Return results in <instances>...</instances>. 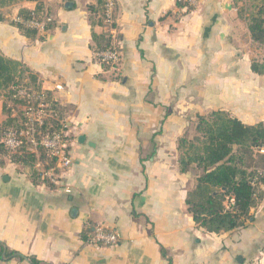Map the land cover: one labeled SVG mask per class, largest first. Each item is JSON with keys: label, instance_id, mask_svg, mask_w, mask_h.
<instances>
[{"label": "crops", "instance_id": "crops-1", "mask_svg": "<svg viewBox=\"0 0 264 264\" xmlns=\"http://www.w3.org/2000/svg\"><path fill=\"white\" fill-rule=\"evenodd\" d=\"M113 1L118 70L94 57L92 32L103 29L87 7L96 0H42L52 25L32 38L11 22L36 0L0 7V52L36 74L62 108L72 158L68 170L47 169L50 185L6 159L0 242L47 264H264V184L242 226L208 232L185 202L198 171L178 165V140L197 115L220 110L264 124V76L251 69L264 47L251 39L241 3ZM250 169L264 176V154ZM94 226L116 231L118 244L87 243L82 234Z\"/></svg>", "mask_w": 264, "mask_h": 264}, {"label": "trees", "instance_id": "trees-1", "mask_svg": "<svg viewBox=\"0 0 264 264\" xmlns=\"http://www.w3.org/2000/svg\"><path fill=\"white\" fill-rule=\"evenodd\" d=\"M19 1L21 0H0V7ZM105 1L96 0L94 5L87 7L92 26H102ZM234 1L241 3L238 13L245 17L251 39L264 47V0ZM176 4L179 7L183 5L188 7L186 2L179 0H176ZM44 11L42 0H36L33 10L21 8L18 16L24 19H39ZM115 15L113 12L112 27H116ZM11 23L26 37L32 38L36 35L35 28L14 21ZM51 25L52 21H47L45 28H50ZM91 37L94 52L105 51L111 46V36L105 32L98 34L92 32ZM100 63L104 68H108L107 64ZM251 69L264 76V61L253 59ZM20 88H32L44 94L49 103L47 111L57 115L43 120L38 128L40 135L61 130L63 110L53 100L52 94L42 89L36 74L0 52V96L4 98L2 109L6 115L0 123V138L7 130L19 131L23 127L25 98L18 96L17 91ZM194 129L195 135L192 138L185 137L184 133L178 140L180 171L186 172L192 166L198 171L193 188L186 194L187 210L195 223L208 232L219 233L242 226L248 211L259 202L261 197L258 191L259 184H264V176L257 170L250 169L252 156L260 154L258 149L264 147V124H244L226 112L217 110L206 116L197 115ZM39 137L37 135V138ZM6 159L26 170L33 183L51 184L36 163H44L43 166L47 169L55 165V158L48 156L41 146L37 145L35 150H31V146L23 142L15 152L9 153L0 140V166L5 164ZM89 230L91 228L84 230L83 239H86ZM12 258L27 259L29 264H47L33 256H24L16 250L9 249L0 242V259L8 261Z\"/></svg>", "mask_w": 264, "mask_h": 264}, {"label": "built area", "instance_id": "built-area-1", "mask_svg": "<svg viewBox=\"0 0 264 264\" xmlns=\"http://www.w3.org/2000/svg\"><path fill=\"white\" fill-rule=\"evenodd\" d=\"M186 2L187 4H194L196 0H179ZM114 12V1H105V15L103 19L102 29L103 32L111 36V46L101 52H94V57L104 64L108 65V68L118 70L119 64V50L117 39L114 34V28L111 26L114 18L112 14ZM51 18L44 12L39 19L35 18H22L16 16L13 21L20 23L26 27L35 28L37 30L42 29L45 22L50 21ZM57 89H61L60 85H56ZM18 96L25 98V104L23 106L24 117L23 127L21 130H7L1 135V142L5 149L9 153L15 152L23 142H27L31 146V150H35L39 145L45 149L48 156L55 158V168L59 170H68L72 165V158L69 154L68 143L69 133L68 124L65 119L61 120L62 128L59 131H53L51 133H45L40 135L39 127L43 120L47 117H57L56 113L47 111L49 103L46 101L44 94L36 92L32 88H20L17 91ZM37 135L40 137L37 138ZM258 152L264 154V147L258 149ZM52 170H44L43 175L47 177L49 181L54 184L56 182L55 176ZM86 242L94 246H115L119 242V234L113 230H106L102 226H94L86 233Z\"/></svg>", "mask_w": 264, "mask_h": 264}, {"label": "rangeland", "instance_id": "rangeland-1", "mask_svg": "<svg viewBox=\"0 0 264 264\" xmlns=\"http://www.w3.org/2000/svg\"><path fill=\"white\" fill-rule=\"evenodd\" d=\"M2 99H4L3 97H1ZM195 135V129H194V124L193 123H191L189 126H188V129L186 130V132H185V137H187V138H192L193 136ZM40 164H42L41 162H40ZM44 164V163H43ZM40 168V167H39ZM43 168H44V166H43ZM45 169V168H44ZM48 169V168H47ZM47 169H45V170H47Z\"/></svg>", "mask_w": 264, "mask_h": 264}, {"label": "water", "instance_id": "water-1", "mask_svg": "<svg viewBox=\"0 0 264 264\" xmlns=\"http://www.w3.org/2000/svg\"><path fill=\"white\" fill-rule=\"evenodd\" d=\"M83 138V136L79 137V140H81Z\"/></svg>", "mask_w": 264, "mask_h": 264}]
</instances>
